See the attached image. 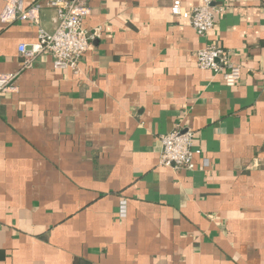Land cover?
Here are the masks:
<instances>
[{"label":"crops","instance_id":"obj_1","mask_svg":"<svg viewBox=\"0 0 264 264\" xmlns=\"http://www.w3.org/2000/svg\"><path fill=\"white\" fill-rule=\"evenodd\" d=\"M24 1L39 24L4 23L0 0V73L17 75L0 93V264H264V0H214L206 36L174 0H86L100 36L78 72L49 54L22 70L19 45L58 24ZM212 43L236 86L199 68ZM175 129L201 151L190 170L159 161Z\"/></svg>","mask_w":264,"mask_h":264},{"label":"built area","instance_id":"obj_2","mask_svg":"<svg viewBox=\"0 0 264 264\" xmlns=\"http://www.w3.org/2000/svg\"><path fill=\"white\" fill-rule=\"evenodd\" d=\"M4 8L1 20L9 23L15 20L40 23L41 5H27L24 0H3ZM214 0H203L202 3L188 9L181 0H174L171 6L173 15L188 19L194 30L206 36L216 26V16L224 10L223 6H214ZM48 4L57 10L58 24L53 32L39 26L38 41L33 44L19 45L22 70L30 69L39 55L49 54L55 69L79 70V62L90 47L91 41L100 36V29L90 31L84 24L91 10L86 0H48ZM197 64L201 69H209L223 75L224 83L229 87L238 84L242 77V67L232 60L231 53L218 44H210L196 54ZM14 73H0V93L14 92L17 87ZM162 149L160 163L179 170H190L194 167L193 157L200 153L194 148L192 130L175 129L161 136ZM126 204L122 202L120 215L125 216Z\"/></svg>","mask_w":264,"mask_h":264}]
</instances>
